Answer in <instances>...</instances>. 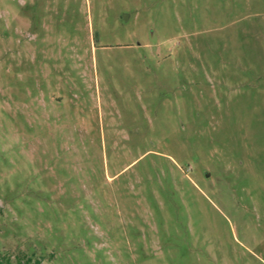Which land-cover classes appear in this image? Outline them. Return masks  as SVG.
I'll return each instance as SVG.
<instances>
[{
    "label": "rangeland",
    "instance_id": "rangeland-1",
    "mask_svg": "<svg viewBox=\"0 0 264 264\" xmlns=\"http://www.w3.org/2000/svg\"><path fill=\"white\" fill-rule=\"evenodd\" d=\"M0 255L264 264V0H0Z\"/></svg>",
    "mask_w": 264,
    "mask_h": 264
},
{
    "label": "trees",
    "instance_id": "trees-1",
    "mask_svg": "<svg viewBox=\"0 0 264 264\" xmlns=\"http://www.w3.org/2000/svg\"><path fill=\"white\" fill-rule=\"evenodd\" d=\"M0 264H41L40 259H33L32 256H18L12 260L10 255H0Z\"/></svg>",
    "mask_w": 264,
    "mask_h": 264
}]
</instances>
